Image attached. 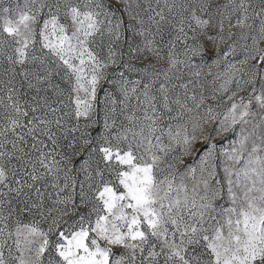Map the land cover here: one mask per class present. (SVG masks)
Segmentation results:
<instances>
[{
  "label": "snow or ice",
  "instance_id": "6c2138e0",
  "mask_svg": "<svg viewBox=\"0 0 264 264\" xmlns=\"http://www.w3.org/2000/svg\"><path fill=\"white\" fill-rule=\"evenodd\" d=\"M0 264H264V0H0Z\"/></svg>",
  "mask_w": 264,
  "mask_h": 264
}]
</instances>
